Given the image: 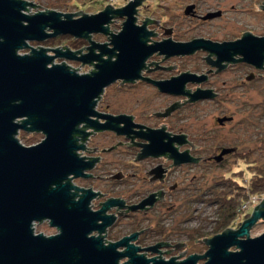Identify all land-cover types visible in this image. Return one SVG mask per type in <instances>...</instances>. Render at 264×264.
Masks as SVG:
<instances>
[{"label": "flooded vegetation", "instance_id": "obj_1", "mask_svg": "<svg viewBox=\"0 0 264 264\" xmlns=\"http://www.w3.org/2000/svg\"><path fill=\"white\" fill-rule=\"evenodd\" d=\"M177 1H107L96 12L107 5L121 10L130 6L111 15L104 24L106 32L70 35L77 44L59 47L71 50L75 56L96 57L84 63L66 59L88 66V71L82 73L94 71L98 60L109 56L102 49L112 47V34L122 30L127 18L125 11L129 9L133 25L147 47L137 76L128 80L116 78L96 97V114L89 119L106 127L96 129L86 121L76 125L79 132L73 133L75 153L83 167L80 174L67 175L71 201L84 196L94 217L86 236L99 239L103 247L127 238L114 248L123 254L119 262L130 258L127 253L180 261L207 251V239L219 232L187 238L177 231L161 233L156 227L170 218L167 212H177L187 202L200 200L205 193L203 187L209 182L204 173L207 168L240 153L238 145L220 140V134L235 122L237 110L247 105L250 85L264 81V43H258L264 37V29L256 30L250 22L235 26L230 19L232 12L243 18L251 13L264 19V0ZM113 23L116 25L112 28ZM234 27L238 28L235 34ZM245 37L244 42L236 44ZM250 40L256 43L254 53ZM176 42L191 44L176 46ZM31 47L44 46L29 44L28 53ZM112 52L109 57L113 60L119 51ZM202 103L210 104L218 112L213 117L214 126L200 124L195 110ZM226 147L233 149L217 161L216 156ZM252 209H245L235 219L237 223L234 220L226 228L237 229ZM260 221L264 219L259 218L253 225ZM30 227L33 235L44 237L61 232L49 218L32 220ZM128 245L138 249L132 252ZM192 245L200 248L192 250ZM228 250L238 248L233 245ZM199 260L204 263L206 258L197 260V264H202Z\"/></svg>", "mask_w": 264, "mask_h": 264}, {"label": "water", "instance_id": "obj_2", "mask_svg": "<svg viewBox=\"0 0 264 264\" xmlns=\"http://www.w3.org/2000/svg\"><path fill=\"white\" fill-rule=\"evenodd\" d=\"M35 5L39 4L0 0V264H197L199 258H206L202 264H264V231L254 237L248 232L259 218L264 219V198L237 229L227 227L207 239L209 248L203 255L192 254L180 261L127 253L130 258L119 262L123 254L114 248L127 238L103 247L99 239L86 236L94 217L84 196L71 201L67 180L68 174L78 175L83 167L73 133L79 132L80 122H91L96 97L105 86L118 77L128 80L138 75L148 51L129 9L122 30L112 34V47L102 49L109 56L117 49V57L100 58L94 71L78 73L74 70L78 67L70 69L64 61L53 63L55 58L83 63L96 58L75 56L69 49L31 47L28 54H21L18 50L29 47L28 41L106 32L104 24L111 15L130 6L121 10L107 5L90 14L47 8L27 12ZM258 43L263 44L264 37ZM187 44L191 43H175ZM250 46L254 53L256 43L250 40ZM91 126L106 127L92 122ZM20 130L41 132L43 138L25 145L17 137ZM232 149L222 148L216 160ZM42 218L51 219L61 232L50 237L33 235L31 221ZM233 245L238 250H228ZM128 247L132 252L138 249Z\"/></svg>", "mask_w": 264, "mask_h": 264}, {"label": "rangeland", "instance_id": "obj_3", "mask_svg": "<svg viewBox=\"0 0 264 264\" xmlns=\"http://www.w3.org/2000/svg\"><path fill=\"white\" fill-rule=\"evenodd\" d=\"M39 5L29 6L27 12L33 13L38 10L55 9L60 12H75L82 10L84 13H95L107 1L120 3L121 0H27ZM174 4L177 0H167ZM234 2V0H232ZM41 5V6H40ZM173 12L175 7H172ZM171 13V12H169ZM75 15V14H74ZM235 26L245 24H255L256 30L264 29V19L260 16L250 13L249 16L243 18L240 14L231 13ZM248 21V23H247ZM116 23H113L112 28ZM238 28L232 29L233 34L237 33ZM31 46H56L76 45L77 41L73 40L69 34H59L55 37L48 38L42 41H29ZM29 47L19 49V53H28ZM71 66L70 69L76 68L78 72H87L88 66L80 65L79 63L69 62L63 58H55L53 63H61ZM73 67V68H72ZM74 69V70H76ZM109 91H113L112 88ZM247 105L244 109L237 110L235 122L232 125L224 128L220 134V140L224 142L235 143L238 145L239 154H234L224 159L218 165H212L207 168L204 173L209 182L203 187L204 195L200 196V200L196 202H187L179 211L167 212L163 221L159 222L156 229L161 230V233L176 234L182 237L203 236L206 234H214L221 232L226 226L233 223L222 221L221 211L219 209L220 199L234 188L235 181L232 178H237L238 182H243L244 179L239 172L243 165H250L251 171L257 172L260 170L264 174V81L260 83H252L248 89V96L245 98ZM197 113L200 116L199 122L203 127L214 126V115L218 112L210 105L202 103L196 107ZM192 118L189 117V121ZM19 141L29 145L39 142L43 138L41 132L19 131L17 133ZM247 169V168H246ZM247 171V170H246ZM207 189V190H206ZM216 200H212L215 199ZM264 198V191L250 192L244 201L240 204L239 209L245 210L247 207H254L260 200ZM237 220V219H236ZM235 220V221H236ZM237 223V221H236ZM155 226V225H154ZM177 231V232H176ZM264 231V221L257 222L249 231V236L254 237ZM191 243V242H190ZM198 245H192L191 249H198ZM200 248V247H199ZM190 249V250H191ZM204 249L203 247L201 250ZM202 263V260L198 261Z\"/></svg>", "mask_w": 264, "mask_h": 264}, {"label": "trees", "instance_id": "obj_4", "mask_svg": "<svg viewBox=\"0 0 264 264\" xmlns=\"http://www.w3.org/2000/svg\"><path fill=\"white\" fill-rule=\"evenodd\" d=\"M250 165H243L240 167L239 172L244 179H241L243 182H238L235 178L232 180L235 181L234 188L226 193L220 199L219 209L221 211V218L223 222L233 223L235 219L241 217L242 212L245 210L239 209L240 204L244 199L249 196L250 192L254 191H264V174L262 171L257 170V172L251 171L249 168ZM247 168V169H246ZM247 170V171H246ZM246 209H250L247 207Z\"/></svg>", "mask_w": 264, "mask_h": 264}, {"label": "built area", "instance_id": "obj_5", "mask_svg": "<svg viewBox=\"0 0 264 264\" xmlns=\"http://www.w3.org/2000/svg\"><path fill=\"white\" fill-rule=\"evenodd\" d=\"M75 71L78 72L77 69ZM78 73H81V72H78Z\"/></svg>", "mask_w": 264, "mask_h": 264}]
</instances>
